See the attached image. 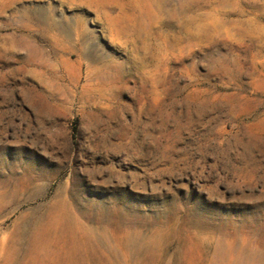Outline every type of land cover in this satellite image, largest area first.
Masks as SVG:
<instances>
[{
    "label": "rangeland",
    "instance_id": "obj_1",
    "mask_svg": "<svg viewBox=\"0 0 264 264\" xmlns=\"http://www.w3.org/2000/svg\"><path fill=\"white\" fill-rule=\"evenodd\" d=\"M0 264H264V0H0Z\"/></svg>",
    "mask_w": 264,
    "mask_h": 264
}]
</instances>
